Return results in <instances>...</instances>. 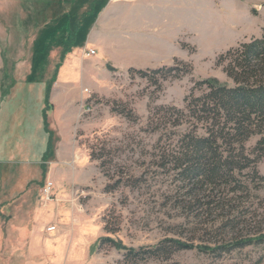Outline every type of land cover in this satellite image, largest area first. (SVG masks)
<instances>
[{
    "label": "rangeland",
    "instance_id": "374dc122",
    "mask_svg": "<svg viewBox=\"0 0 264 264\" xmlns=\"http://www.w3.org/2000/svg\"><path fill=\"white\" fill-rule=\"evenodd\" d=\"M91 3L0 0V161L28 158V130L39 127L34 113L43 107V94L49 88L56 111L47 114L49 133L40 132L45 144L39 148L46 152L49 136L51 149L72 148L80 158L73 164L77 170L73 182L90 180L81 188L53 185L51 196L45 197L42 188L48 175L40 179L41 166L15 167L10 184L9 167L0 164V204L6 201L0 207V254L15 252L14 258H0V264H49L42 255V239L64 250L54 264H124V251L98 247L99 238L105 236V220L116 231L113 240L128 249H153L170 239L190 247L131 264H264V243L257 241L264 236V156L254 153L259 136H251L244 144L253 163L234 172L237 183L207 185L187 179L176 168L173 154L183 135L207 136L209 124L186 111V100L201 96L204 87L199 82L203 80L234 86L218 59L262 36L264 0H202L199 18L189 19L178 49L171 50L177 57L170 66L182 62L190 70L183 74L179 66L177 79L163 72L139 74L131 69L111 78L107 70L97 67L101 66L99 55L93 56L94 50L86 48L81 55L86 51L92 57L81 61L77 51L84 47L82 40L97 16L83 20L76 47L67 44L72 26ZM66 47L70 66L60 64ZM56 68L55 80L49 83ZM57 82L59 86L51 92ZM81 86L91 93L85 91L87 99L77 103L75 120L69 110V91ZM159 106H173L182 113L169 112L164 118L163 112L155 115ZM103 146L101 158L92 161L90 148L99 153ZM38 156L35 153V159ZM88 159L98 170L96 175ZM60 165L63 180L69 183L71 172L65 170L72 167ZM55 169L56 175L52 174L59 179ZM26 177L33 179L29 190L25 195L15 193ZM118 179L122 183L106 192L105 187ZM29 219L42 222L39 240L28 236V243L22 245L23 240L11 237V231ZM24 227L33 231L27 223ZM63 236L66 239L61 242Z\"/></svg>",
    "mask_w": 264,
    "mask_h": 264
},
{
    "label": "trees",
    "instance_id": "16d2710c",
    "mask_svg": "<svg viewBox=\"0 0 264 264\" xmlns=\"http://www.w3.org/2000/svg\"><path fill=\"white\" fill-rule=\"evenodd\" d=\"M106 1L92 0L91 8L82 15L79 23L72 26L67 47L73 49L77 46V29L84 19L91 20L97 16ZM98 4L100 5L98 6ZM262 32L260 38H252L249 42L242 43L237 48L231 49L219 57L218 65L223 66V72L231 79L234 84L233 87L223 85L215 79L203 80L199 82V86L204 87L201 96L191 97L189 102L186 100V111L200 121L209 124V127L207 136L185 134L180 138L178 151L173 154L176 168L179 169L180 175H183V177L207 185L236 182L234 172H241L253 163V160L245 154L244 147L245 142L253 135L259 136L254 153L264 156V28ZM84 42L83 39L82 43L84 44ZM67 47L64 48L61 54L60 64L64 62L66 54L69 52ZM60 64L57 65L58 69ZM174 65L152 71L154 73H167L176 79L179 78L177 73L180 69L179 66L184 68L183 74L190 72L188 65L182 62L174 63ZM108 69L113 71L110 67ZM134 71L144 74L143 70ZM57 72L56 68L52 77L48 78L50 79L48 80L49 83L55 80ZM37 82L39 84L40 81ZM49 92V88H46L43 95L45 109L42 112L43 128L47 134L49 133L47 112L51 109ZM155 110L157 112L155 115L163 112L165 114L164 118L169 112L182 113L173 106H159ZM50 140L49 136L47 150L42 157V162H46L52 154L53 149H51ZM90 151L91 160L98 161L105 148L104 146L101 147L99 153H96L93 147L90 148ZM41 167L44 175L46 171L44 163ZM104 167L105 164L101 163L100 169L102 171H104ZM104 175L109 176L106 171ZM120 183L122 182L118 179L115 184L107 185L105 191H114ZM103 230L105 236L99 238L98 247L111 246L124 251V264L145 262L150 258L158 257L162 253L169 254L190 248L178 240L170 239L162 241L153 249L135 251L113 240L111 235L116 231L111 228L110 222L104 221ZM257 241L264 243V236L258 238Z\"/></svg>",
    "mask_w": 264,
    "mask_h": 264
},
{
    "label": "crops",
    "instance_id": "0c3cea01",
    "mask_svg": "<svg viewBox=\"0 0 264 264\" xmlns=\"http://www.w3.org/2000/svg\"><path fill=\"white\" fill-rule=\"evenodd\" d=\"M203 4L202 0H107L89 29L83 44L84 47L77 51V55L81 61H83L92 56H86L83 55V53L81 55V50L85 48L94 50L95 54L93 56L98 54L100 57L98 63H100L101 66L97 64V67L99 66V68L107 70V72L111 74V78H113L114 74L119 72L124 73L129 69L145 71L168 67L171 65L170 63L173 62L174 58L177 57L174 53H171V50L172 48L178 49V44L182 39L181 32L185 24L191 18H199V12L203 10ZM71 64L72 59L67 58L62 66H70ZM108 67L112 68L113 71L107 69ZM63 76L67 77V75ZM56 85L59 86V82L53 85L51 92L55 89ZM85 91L91 93L90 89L85 86H81L78 90L69 91V110L72 111L75 120L78 118L77 103L87 99ZM51 95L49 97L51 109L47 112L49 115H53L56 111L54 101H52V96L54 94ZM72 105H74V107ZM44 109L45 104L40 110H37V112L35 111L34 116L38 119L39 127H29L28 138L25 137L27 139L25 144L30 149L28 158L26 160L21 158H6L0 161V164L5 168L9 167L6 177L12 182L10 184H13L15 180L13 177L15 167L17 168V166L22 164H32L36 168L42 166L44 163V165H46V171L44 175L41 173L40 179L44 180L48 175V182H50L52 186L54 185V187L57 188H64L67 184L75 188L86 186L90 180L80 184H75V182H73L74 172L77 171L75 167H73V164L80 158L72 148L69 151H60L59 148L56 147V149L52 150V154L47 158L46 162L41 161V157H43L45 153H43V148L41 150L39 148L43 146V143L45 144V140L41 138L42 135L40 134V132H44L42 115ZM32 116L30 115L28 117L29 119L31 118V122H33ZM58 143H60V141ZM11 146L14 148L13 144ZM35 153L39 154L37 159H35ZM62 163H66V166L72 167L66 168L65 170L66 173L71 172V180L69 183L63 180V170L60 168V164ZM49 164L53 166V168L49 167ZM89 164L94 167V173L96 175L98 170L90 161ZM4 167L1 169L3 170ZM54 169L60 174L59 179L56 178ZM31 180L33 179L26 177L22 181L20 187L14 192L19 194L23 193L22 195H25L29 190L27 186ZM5 202L6 201L3 203ZM3 203L0 204V207H2ZM23 223V226L11 231V237L15 236L19 240H23L22 245L28 243V236H30L33 241L37 238L35 242H38L40 235L38 234V228L41 226L42 222L29 219L24 220ZM25 223L32 226V232L23 229L26 227H24ZM74 225L75 223L71 224L72 227H74ZM63 226L64 225L61 227ZM8 236L7 234V239H10ZM60 238L61 242H64L66 239L64 236ZM40 244L42 255L49 261V264H54L53 262H55L58 254L64 251L62 246L53 248V245L50 246L44 239H42V243ZM26 246H28V244ZM8 252L9 251L5 250L0 254V258L11 259L15 257L14 251H11L10 254H8Z\"/></svg>",
    "mask_w": 264,
    "mask_h": 264
},
{
    "label": "built area",
    "instance_id": "2783aa9c",
    "mask_svg": "<svg viewBox=\"0 0 264 264\" xmlns=\"http://www.w3.org/2000/svg\"><path fill=\"white\" fill-rule=\"evenodd\" d=\"M83 55H86V56H90V53L86 52V51H83ZM52 187V184L50 182H46V184L43 186L42 188V194L45 196V197H50L51 196V188ZM54 229V227L52 228Z\"/></svg>",
    "mask_w": 264,
    "mask_h": 264
}]
</instances>
